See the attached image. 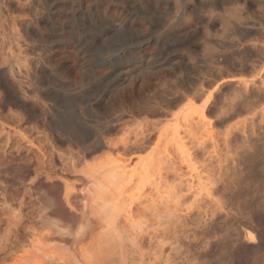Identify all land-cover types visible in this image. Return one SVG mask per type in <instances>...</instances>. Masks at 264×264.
Masks as SVG:
<instances>
[{
	"label": "rangeland",
	"instance_id": "obj_1",
	"mask_svg": "<svg viewBox=\"0 0 264 264\" xmlns=\"http://www.w3.org/2000/svg\"><path fill=\"white\" fill-rule=\"evenodd\" d=\"M263 54L264 0H0V264H264Z\"/></svg>",
	"mask_w": 264,
	"mask_h": 264
},
{
	"label": "bare ground",
	"instance_id": "obj_2",
	"mask_svg": "<svg viewBox=\"0 0 264 264\" xmlns=\"http://www.w3.org/2000/svg\"><path fill=\"white\" fill-rule=\"evenodd\" d=\"M264 55V54H263ZM258 210V209H257ZM248 239H250V241H255L256 237L255 234L252 231H249L248 233ZM232 241V240H231ZM214 252V251H213ZM219 255V254H218ZM219 260V259H218Z\"/></svg>",
	"mask_w": 264,
	"mask_h": 264
}]
</instances>
